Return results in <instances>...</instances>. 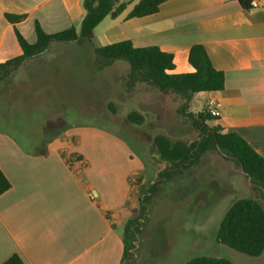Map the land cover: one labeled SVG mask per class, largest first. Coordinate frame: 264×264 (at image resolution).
I'll use <instances>...</instances> for the list:
<instances>
[{"label": "crops", "instance_id": "1", "mask_svg": "<svg viewBox=\"0 0 264 264\" xmlns=\"http://www.w3.org/2000/svg\"><path fill=\"white\" fill-rule=\"evenodd\" d=\"M261 1L260 8L249 9L237 0H168L156 14L128 18L140 0H120L126 9L96 27L94 45L56 44L90 51L91 61L71 66L81 71L105 67L97 63L96 46L131 41L137 48L157 47L174 56V74L194 72L189 53L193 46L202 45L214 68L224 73L225 87L195 95L190 106L204 109L210 100L217 101L221 116L212 124L239 134L264 157ZM6 14L26 16L15 27L30 44L37 40L36 23L47 34H56L79 27L85 17L83 0H0V64L23 55ZM116 66H122L129 78L130 65L124 60L105 68ZM30 67L29 82L38 84L35 78L40 77L34 76L42 71L35 61L23 65ZM58 80L68 84L70 77ZM139 84L148 86L150 94H165L143 81L130 88ZM135 97L128 96L131 101L139 99ZM132 111L143 114L139 109ZM105 131L98 126L72 127L35 151L0 135V170L11 183V189L0 196V264L13 255L25 264H123L124 229L133 211L140 208L135 183L145 180L146 162L120 137Z\"/></svg>", "mask_w": 264, "mask_h": 264}, {"label": "rangeland", "instance_id": "2", "mask_svg": "<svg viewBox=\"0 0 264 264\" xmlns=\"http://www.w3.org/2000/svg\"><path fill=\"white\" fill-rule=\"evenodd\" d=\"M56 43L42 55V72L34 76L40 77L35 78L38 84L29 82L30 70L23 67L9 80L0 81V135L22 141L35 151L66 129L98 126L108 135L120 137L145 160V180L135 183L140 201L136 215L139 232L130 237V257L125 264H187L199 256L227 258L234 264H264V253L250 257L216 239L234 202L251 197L264 206L260 185L251 183L234 160L211 150L188 171L170 180L159 177L165 165L153 148L156 135L187 144L201 136L194 120L183 113L184 100L174 94H150L146 92L149 87L142 84L131 89L122 66L87 67L84 71L71 67L91 61L90 51ZM67 74L68 84L58 80ZM129 95L139 99L131 101ZM136 109L146 117L143 125L126 120ZM189 110L195 114L203 111L191 106Z\"/></svg>", "mask_w": 264, "mask_h": 264}, {"label": "trees", "instance_id": "3", "mask_svg": "<svg viewBox=\"0 0 264 264\" xmlns=\"http://www.w3.org/2000/svg\"><path fill=\"white\" fill-rule=\"evenodd\" d=\"M168 0H140L129 13L128 18H141L156 14L160 6ZM127 4L120 0H83L85 17L79 27L56 33L47 34L39 23L35 25L37 40L30 44L18 31L15 25L23 21L25 15L6 14L7 21L14 25L15 34L23 51V55L0 64V81L13 77L28 61H35L38 69L42 55L45 54L53 42H87L94 45L95 29L108 16L118 17ZM94 53L99 65L110 66L113 62L124 60L130 65L128 84L136 81L146 82L165 94H174L185 100L183 113L194 120L201 130V136L194 143L187 144L175 141L164 134L154 137L152 144L158 161L165 165L159 177L170 180L175 174L188 171L209 151L214 150L223 156L234 160L242 169L251 183L260 185L264 193V157L258 154L250 144L235 132H226L219 125L210 127L213 118L207 108L195 114L189 110L190 102L201 92L222 91L225 87V75L214 68L205 48L195 45L189 53V63L194 72L187 74L171 73L175 69L174 56L163 52L157 47L137 48L131 41H122L106 46H96ZM25 69V68H24ZM29 73L33 72L32 67ZM30 73V74H31ZM112 108V104L110 105ZM132 125H143L146 117L132 111L126 116ZM46 155V151L42 152ZM11 189V183L0 170V196ZM150 192V191H149ZM143 207V206H142ZM124 229L125 253L123 264L130 257V237L139 232L137 213ZM143 210V209H142ZM217 242L228 246L250 257H260L264 253V206L258 200L248 197L234 202L221 221ZM4 264H25L18 255H13ZM187 264H234L227 258L199 256L191 259Z\"/></svg>", "mask_w": 264, "mask_h": 264}, {"label": "built area", "instance_id": "4", "mask_svg": "<svg viewBox=\"0 0 264 264\" xmlns=\"http://www.w3.org/2000/svg\"><path fill=\"white\" fill-rule=\"evenodd\" d=\"M240 1L242 3H246L247 7L249 9H257L260 8L262 6V1L261 0H237ZM207 109L209 114L213 117L218 119L221 116V112L219 109V104L217 101L215 100H210L208 105H207Z\"/></svg>", "mask_w": 264, "mask_h": 264}, {"label": "water", "instance_id": "5", "mask_svg": "<svg viewBox=\"0 0 264 264\" xmlns=\"http://www.w3.org/2000/svg\"><path fill=\"white\" fill-rule=\"evenodd\" d=\"M250 179V178H249ZM251 180V179H250Z\"/></svg>", "mask_w": 264, "mask_h": 264}]
</instances>
